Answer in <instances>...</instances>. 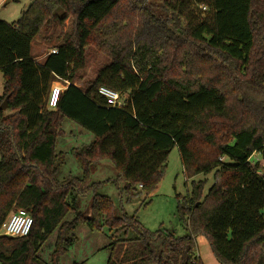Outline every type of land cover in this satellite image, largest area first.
<instances>
[{"label": "trees", "instance_id": "16d2710c", "mask_svg": "<svg viewBox=\"0 0 264 264\" xmlns=\"http://www.w3.org/2000/svg\"><path fill=\"white\" fill-rule=\"evenodd\" d=\"M67 21L56 52L36 61L35 39ZM90 48L108 62L82 89ZM0 70V106L9 97L14 112L0 110V229L20 209L33 218L28 237H0V264H61L81 223L115 231L108 264H203L199 237L219 264H264V169L250 162L264 155V0H34L0 21ZM58 81L69 85L49 110ZM100 87L128 94L125 106L109 107ZM68 122L94 139L70 152L82 175L62 179ZM174 148L188 180L214 173L207 195V181H193L179 203L185 237L149 232L94 192L106 161L128 199L152 195Z\"/></svg>", "mask_w": 264, "mask_h": 264}, {"label": "rangeland", "instance_id": "374dc122", "mask_svg": "<svg viewBox=\"0 0 264 264\" xmlns=\"http://www.w3.org/2000/svg\"><path fill=\"white\" fill-rule=\"evenodd\" d=\"M33 1L0 0V21L10 24L17 22ZM162 1L149 0V3L158 5ZM70 32L71 24L67 21L65 27L56 28L51 32V36L48 37L46 33H43L37 37L32 50L36 61L42 62L47 54L54 50L56 45L63 41ZM89 56L91 60L90 68L82 72L80 76H83V79L76 82V85L82 89L87 82L95 77V70L108 62L103 54L92 48L89 49ZM58 82L66 86L65 83ZM3 93L4 75L0 70V97L3 96ZM127 98H129V95L124 94L123 99ZM2 112L4 117H9L14 113L10 108ZM64 127L67 133L71 131L73 135H66L58 144V151L67 154L66 164L60 170L59 176L62 179L69 176L80 177L82 171L70 152L76 147L91 143L94 137L90 133L83 132L79 126L72 123L68 122ZM250 162L264 169V155L262 153H255ZM118 179L112 164L106 161L101 163L97 170L91 174V182L97 184L94 192L99 196L108 197L112 201L117 214L128 218L135 217L138 223L149 232L161 231L182 238L187 235V231L179 216V203L184 202L191 194L193 181H207L204 196L207 195L214 183V173L208 176L198 175L194 179L188 180L184 174L179 151L174 148L169 155L163 179L152 195L147 196L145 193L140 192L128 199L122 191L124 183L122 181L118 182ZM93 196L94 193L91 192L81 198V214L85 216L92 215ZM74 216V214L70 215L68 220L72 221ZM70 234L77 236L78 241L62 257L61 264H108L109 246L113 241V237H115L114 230L105 226L101 231H94L86 223H81ZM133 235L134 233L130 234V236ZM196 245L197 256L203 264H219L209 242L205 238H197ZM45 258H47V255Z\"/></svg>", "mask_w": 264, "mask_h": 264}, {"label": "built area", "instance_id": "2783aa9c", "mask_svg": "<svg viewBox=\"0 0 264 264\" xmlns=\"http://www.w3.org/2000/svg\"><path fill=\"white\" fill-rule=\"evenodd\" d=\"M55 52L56 51H53L52 53ZM63 83H65L66 86L60 84L59 82L53 85L49 95L47 109H57L60 96L66 89L67 85H69L67 81H63ZM98 93L106 100L109 107L123 108L125 106V100L123 99V96L112 89H109L107 87H100ZM32 226L33 218L31 214L24 209H20L16 212H13L10 217L3 223L0 229V237L5 236L16 239L26 238L30 235Z\"/></svg>", "mask_w": 264, "mask_h": 264}, {"label": "water", "instance_id": "95a60500", "mask_svg": "<svg viewBox=\"0 0 264 264\" xmlns=\"http://www.w3.org/2000/svg\"><path fill=\"white\" fill-rule=\"evenodd\" d=\"M8 2H9V1H8ZM8 100H9V97H7V98L4 100V102L1 104V106H0V110H1V111H4V110H6V109L9 108Z\"/></svg>", "mask_w": 264, "mask_h": 264}, {"label": "crops", "instance_id": "0c3cea01", "mask_svg": "<svg viewBox=\"0 0 264 264\" xmlns=\"http://www.w3.org/2000/svg\"><path fill=\"white\" fill-rule=\"evenodd\" d=\"M53 51H56V49L50 51L48 54L52 53ZM55 84H57V82H55ZM67 135H73V133L71 131H68Z\"/></svg>", "mask_w": 264, "mask_h": 264}]
</instances>
